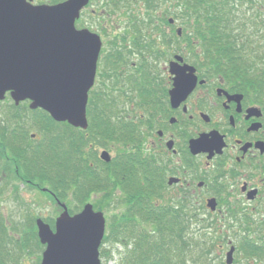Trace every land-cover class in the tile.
Wrapping results in <instances>:
<instances>
[{
    "label": "flooded vegetation",
    "instance_id": "flooded-vegetation-1",
    "mask_svg": "<svg viewBox=\"0 0 264 264\" xmlns=\"http://www.w3.org/2000/svg\"><path fill=\"white\" fill-rule=\"evenodd\" d=\"M183 12V0H89L81 9L77 29L95 32L102 41L97 92L122 102L100 104L113 109L116 139L90 143L97 130L71 129L69 155H90L83 161L103 175L114 172L124 155L156 163L163 175L160 202L191 207L202 220L228 226L236 242L228 239L221 248L235 246L243 263L264 264V56L241 65L216 62L214 48L189 42ZM172 62L195 67L196 84L186 94L184 89L172 94ZM79 144L84 152L75 151ZM104 150L109 161L101 157ZM148 180L149 189L158 188L153 177ZM48 193L56 201L49 219L56 220L62 202ZM101 193L100 201L113 198ZM69 196L75 197L71 191Z\"/></svg>",
    "mask_w": 264,
    "mask_h": 264
},
{
    "label": "trees",
    "instance_id": "trees-1",
    "mask_svg": "<svg viewBox=\"0 0 264 264\" xmlns=\"http://www.w3.org/2000/svg\"><path fill=\"white\" fill-rule=\"evenodd\" d=\"M183 1L186 30L192 32L193 39L204 41L206 49H215L211 55L216 57V62L241 65L248 60L256 62L250 59L252 57L264 56V0ZM189 41L192 43V38ZM121 102L96 91L90 93L87 131H102L90 136V143H100L103 138L116 139L117 125L110 116L113 109L109 107L103 110L100 104L118 105ZM27 103L24 101L16 105L9 96L0 102L5 104L0 109L1 180L6 175H14V179L20 178L30 183L31 188L47 187L59 199L66 201L69 208L72 206L71 213L79 210L82 203L90 201L93 193L104 190L113 197V201L118 198L117 203L122 205V211L110 222V231L105 234L101 244L102 247L104 243L114 241L125 246V253L118 264H190V260L191 264H212L210 255L218 248L217 242L224 237H208V228L213 223L199 220L191 207L177 208L153 199L157 189H160L158 181L163 178L159 165L145 162L146 158L140 155H124L121 165L114 172L105 174L108 176L105 177L93 171L95 168L92 169L89 162L83 161V158L90 161V155H69L67 146L60 150L64 142L55 136L51 137L49 144L46 139L40 142L37 136L33 138L29 127L36 122L30 118V113L36 121L45 119L56 126L70 125L55 121L43 109L31 110ZM118 136L121 139L123 135ZM80 138L75 140L79 141ZM82 145L76 146L75 151L84 152ZM70 167L74 168L71 170ZM149 176L156 180L158 188L149 189ZM117 188L121 190L119 196ZM2 191L0 187V197ZM70 191L77 199H84L71 202ZM93 203L100 210L111 207L110 203L105 206L98 199ZM35 219L36 216L27 217L32 231L16 227L6 218L0 204V264H20V253L29 245L33 246L30 243L32 239L44 247L38 237ZM46 221L53 223L48 219Z\"/></svg>",
    "mask_w": 264,
    "mask_h": 264
},
{
    "label": "water",
    "instance_id": "water-1",
    "mask_svg": "<svg viewBox=\"0 0 264 264\" xmlns=\"http://www.w3.org/2000/svg\"><path fill=\"white\" fill-rule=\"evenodd\" d=\"M88 2L0 0V100L7 93L16 104L29 99L32 109L42 108L57 121L88 128L89 91L102 45L97 34L75 26ZM171 71L176 74L173 96L195 86L193 66L172 62ZM101 157L110 160L106 150ZM62 205L55 229L40 217L36 220L39 239L46 246L38 264H103L104 212L95 210L91 202L75 214ZM234 250L232 246L227 253L228 264L233 263Z\"/></svg>",
    "mask_w": 264,
    "mask_h": 264
},
{
    "label": "rangeland",
    "instance_id": "rangeland-1",
    "mask_svg": "<svg viewBox=\"0 0 264 264\" xmlns=\"http://www.w3.org/2000/svg\"><path fill=\"white\" fill-rule=\"evenodd\" d=\"M170 1V0H169ZM170 5H172L171 2H169ZM197 48V47H195ZM188 52L191 50V48L187 47ZM163 63H159V67ZM156 65V64H155ZM95 90L97 92V89L99 90L100 87V81L97 80L95 84ZM128 97V96H127ZM126 97V99H127ZM3 101V100H2ZM1 102V101H0ZM28 104V103H27ZM129 104V103H128ZM5 104H0V109L4 108ZM29 106V104H28ZM39 114V113H38ZM30 118H32L36 123H31V126L29 127L30 134H36L38 137V141L43 142L46 139V143H50L51 137L55 136L59 141H63V145L61 146L60 150H64L66 148L67 140L65 139L68 135H71V130L69 127L65 125H52V123H48L45 119L36 121L35 116L30 113ZM31 120L29 121V123ZM1 174L0 171V187L2 188V195L0 197V204L3 213L5 214L6 218H8L10 223L14 224L16 227L23 228L24 230L26 228L27 231H32L31 229V223L27 220V217L32 215L36 217H45V218H51L52 212H54L56 207L54 204L55 202L51 201L49 197L42 191V189H37L36 187L27 186L28 184L26 182H23L20 180V178H15L14 175L12 176H4L5 179L1 180ZM36 188V189H35ZM160 189H157V192L153 199H158L161 201V191ZM158 193V195H157ZM103 193H93L91 196V200L94 201L96 199H100V196H102ZM107 195V192H105ZM118 198L108 199L107 196H104L103 204L106 206L108 203L111 205L110 208H104L103 211L107 218V226H106V233H109L110 231V222L114 219V216L117 213H120L122 211V205L120 203H117ZM163 200V198H162ZM72 206H70L71 208ZM51 221V219H48ZM212 222V220H211ZM52 227H54V224L51 223ZM195 226V224H194ZM198 226V225H197ZM218 225H212V228H209L208 236H212L213 233L216 232V235L219 233L221 234L222 231L225 233V238L221 239L217 242V244L225 243L228 239L233 238L234 236L230 234V230L228 232L229 227L220 225L221 227H217ZM199 227V226H198ZM227 233H226V232ZM218 234V235H219ZM33 238V234H32ZM31 238V239H32ZM234 239V238H233ZM234 242L236 240L234 239ZM30 243H33L32 245H29L28 247L24 248L25 250L20 253V264H38L41 262L42 259V252L44 250V247L39 246L35 239H32ZM103 247V248H102ZM100 247L101 249V259L103 264H118L121 257L125 253V246H123L122 243H116V242H106L104 245ZM224 248H221V245L216 247V249L212 252L211 256V263L212 264H222V262H225L226 259V252L229 248V245L224 246ZM104 250V251H103ZM235 264H245L243 263L245 257L242 255V252L237 251L234 254ZM192 263V260H190V264Z\"/></svg>",
    "mask_w": 264,
    "mask_h": 264
}]
</instances>
